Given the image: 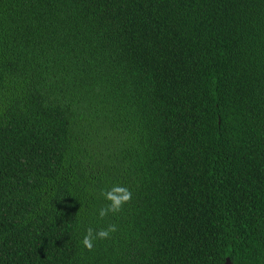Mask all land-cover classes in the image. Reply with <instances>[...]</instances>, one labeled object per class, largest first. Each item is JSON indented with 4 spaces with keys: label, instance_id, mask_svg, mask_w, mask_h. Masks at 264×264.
Returning <instances> with one entry per match:
<instances>
[{
    "label": "trees",
    "instance_id": "obj_1",
    "mask_svg": "<svg viewBox=\"0 0 264 264\" xmlns=\"http://www.w3.org/2000/svg\"><path fill=\"white\" fill-rule=\"evenodd\" d=\"M227 257L264 264V0H0V264Z\"/></svg>",
    "mask_w": 264,
    "mask_h": 264
},
{
    "label": "clouds",
    "instance_id": "obj_2",
    "mask_svg": "<svg viewBox=\"0 0 264 264\" xmlns=\"http://www.w3.org/2000/svg\"><path fill=\"white\" fill-rule=\"evenodd\" d=\"M101 195L105 200L109 201L108 204L98 210L101 219H104L110 213H119L123 206L130 203L132 199L131 190L120 184L113 185L110 189L103 191ZM116 231L117 226L115 224H109L106 228H100L98 230L88 227L83 236L82 244L87 250L91 251L94 248L96 240L109 239L111 234Z\"/></svg>",
    "mask_w": 264,
    "mask_h": 264
},
{
    "label": "water",
    "instance_id": "obj_3",
    "mask_svg": "<svg viewBox=\"0 0 264 264\" xmlns=\"http://www.w3.org/2000/svg\"><path fill=\"white\" fill-rule=\"evenodd\" d=\"M225 264H233L230 257H227Z\"/></svg>",
    "mask_w": 264,
    "mask_h": 264
}]
</instances>
